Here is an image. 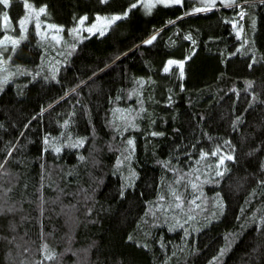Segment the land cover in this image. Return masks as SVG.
Segmentation results:
<instances>
[{
    "label": "trees",
    "instance_id": "16d2710c",
    "mask_svg": "<svg viewBox=\"0 0 264 264\" xmlns=\"http://www.w3.org/2000/svg\"><path fill=\"white\" fill-rule=\"evenodd\" d=\"M263 28L264 0L0 5V264H264Z\"/></svg>",
    "mask_w": 264,
    "mask_h": 264
},
{
    "label": "rangeland",
    "instance_id": "374dc122",
    "mask_svg": "<svg viewBox=\"0 0 264 264\" xmlns=\"http://www.w3.org/2000/svg\"><path fill=\"white\" fill-rule=\"evenodd\" d=\"M184 0H181V2ZM198 3L199 6L202 5L203 8L212 6L217 4L218 2H227L229 0H194ZM141 2L145 5H153L151 7H145L146 9H152L154 8L156 5H171V4H176V3H172V2H168V3H159L157 2V0H141ZM31 14H32V18H36L37 14L35 13L34 10L31 9ZM109 20L106 18H100L98 19V21L92 26L86 29L87 33L90 34H103L104 32H106V29L108 28L109 25ZM42 34H46L47 36H51L54 40H59V29L55 26L52 25H47L43 27L42 30ZM257 46L260 49L261 53L264 55V28L260 30L258 37H257Z\"/></svg>",
    "mask_w": 264,
    "mask_h": 264
},
{
    "label": "snow or ice",
    "instance_id": "6c2138e0",
    "mask_svg": "<svg viewBox=\"0 0 264 264\" xmlns=\"http://www.w3.org/2000/svg\"><path fill=\"white\" fill-rule=\"evenodd\" d=\"M157 2L159 3H168V2H172V3H176V4H180L181 3V0H157ZM0 5H4L5 7L9 6L10 5V0H0ZM137 5L136 4H133L132 7L135 8ZM153 5H145V7H151ZM229 6H232V4H229ZM202 9H197L196 11H201ZM41 12L44 11V9H40ZM241 15H243V13H241ZM3 16H4V19L7 20L8 18V14L7 12H4L3 13ZM118 19H121L120 16H116V17H113L112 20L115 21V20H118ZM83 22V21H81ZM20 24L23 25L24 24V21L21 20L20 21ZM102 34V33H101ZM152 39H155V37H153ZM14 43H16L14 41ZM147 43H151V40L147 41ZM172 63H175L174 61H169V64H172ZM165 71H168L167 68H165ZM155 134V133H154ZM132 142L129 141V144H131ZM232 157H228V159H231ZM221 163H223V159H221L220 161ZM219 174V173H218ZM193 187H195V185H193ZM176 199L179 200V197L177 196ZM177 207H179V205H177Z\"/></svg>",
    "mask_w": 264,
    "mask_h": 264
}]
</instances>
